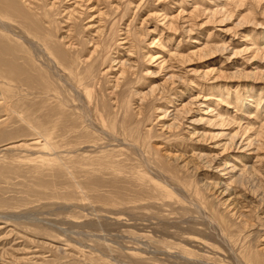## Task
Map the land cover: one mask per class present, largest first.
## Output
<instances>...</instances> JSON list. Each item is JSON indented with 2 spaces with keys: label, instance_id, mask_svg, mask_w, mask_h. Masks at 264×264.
Listing matches in <instances>:
<instances>
[{
  "label": "rangeland",
  "instance_id": "rangeland-1",
  "mask_svg": "<svg viewBox=\"0 0 264 264\" xmlns=\"http://www.w3.org/2000/svg\"><path fill=\"white\" fill-rule=\"evenodd\" d=\"M0 264H264V0H0Z\"/></svg>",
  "mask_w": 264,
  "mask_h": 264
},
{
  "label": "bare ground",
  "instance_id": "bare-ground-1",
  "mask_svg": "<svg viewBox=\"0 0 264 264\" xmlns=\"http://www.w3.org/2000/svg\"><path fill=\"white\" fill-rule=\"evenodd\" d=\"M38 87V86H37ZM33 91V90H32Z\"/></svg>",
  "mask_w": 264,
  "mask_h": 264
}]
</instances>
